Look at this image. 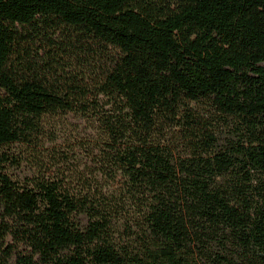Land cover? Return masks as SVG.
Returning a JSON list of instances; mask_svg holds the SVG:
<instances>
[{
    "label": "trees",
    "instance_id": "trees-1",
    "mask_svg": "<svg viewBox=\"0 0 264 264\" xmlns=\"http://www.w3.org/2000/svg\"><path fill=\"white\" fill-rule=\"evenodd\" d=\"M0 264H264V0H0Z\"/></svg>",
    "mask_w": 264,
    "mask_h": 264
},
{
    "label": "rangeland",
    "instance_id": "rangeland-1",
    "mask_svg": "<svg viewBox=\"0 0 264 264\" xmlns=\"http://www.w3.org/2000/svg\"><path fill=\"white\" fill-rule=\"evenodd\" d=\"M49 126H51V129L52 128L57 129L58 134H59V138L61 139L60 140L61 142H59V139H58L57 143H55L56 147L64 148L65 145L69 144V141H66V137L68 136V134H70V132H72L71 127L74 128V126H76V125L73 123L70 124L68 121L64 122V121L58 119V120L51 121ZM74 144H75V142H74ZM24 160H25L24 163L26 165L25 168L26 167L30 168L31 165H34L37 162V160H35V157L32 155H29V154L26 155V158ZM44 160H46L47 163L49 162V159L46 157L44 158ZM24 170H26V169H24Z\"/></svg>",
    "mask_w": 264,
    "mask_h": 264
}]
</instances>
